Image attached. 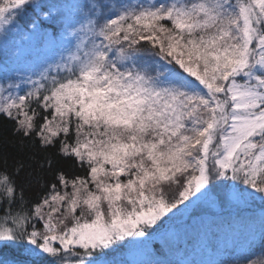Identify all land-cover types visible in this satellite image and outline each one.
<instances>
[{
    "label": "snow or ice",
    "instance_id": "1",
    "mask_svg": "<svg viewBox=\"0 0 264 264\" xmlns=\"http://www.w3.org/2000/svg\"><path fill=\"white\" fill-rule=\"evenodd\" d=\"M0 249L264 264V0H0Z\"/></svg>",
    "mask_w": 264,
    "mask_h": 264
},
{
    "label": "trees",
    "instance_id": "2",
    "mask_svg": "<svg viewBox=\"0 0 264 264\" xmlns=\"http://www.w3.org/2000/svg\"><path fill=\"white\" fill-rule=\"evenodd\" d=\"M244 208V212H247V211H250L248 212L247 214L246 213H241L240 211V215L241 216H250L252 215L253 213H256L258 214L259 211H260V205L259 203H256L254 204V207L253 208H249V209H246ZM113 255H118V254H113ZM16 259H23V257L21 256L19 250L17 249H0V264H12V261L13 260H16Z\"/></svg>",
    "mask_w": 264,
    "mask_h": 264
},
{
    "label": "rangeland",
    "instance_id": "3",
    "mask_svg": "<svg viewBox=\"0 0 264 264\" xmlns=\"http://www.w3.org/2000/svg\"><path fill=\"white\" fill-rule=\"evenodd\" d=\"M257 203H259V202H257ZM253 207H254V205H252V206H251V207H249V208H253ZM249 208H246V209H249ZM246 209H245V210H246ZM242 210H244V209H241V210H240V211H241V213L243 212V213H246V214H247L248 212H250V211L244 212V211H242Z\"/></svg>",
    "mask_w": 264,
    "mask_h": 264
}]
</instances>
